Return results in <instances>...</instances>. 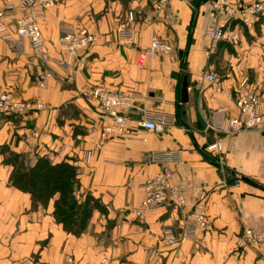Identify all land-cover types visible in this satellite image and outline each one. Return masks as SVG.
I'll return each mask as SVG.
<instances>
[{"label":"crops","instance_id":"crops-1","mask_svg":"<svg viewBox=\"0 0 264 264\" xmlns=\"http://www.w3.org/2000/svg\"><path fill=\"white\" fill-rule=\"evenodd\" d=\"M61 1L41 19L48 60L28 40L0 37V93L46 104L27 115L0 118V264H100L104 257L109 264H264V244H238L245 227L264 232V132L214 129L237 115L235 99L243 81L264 104V18L251 28L239 25V43H221L208 56L206 30L215 14L207 1L216 0H166L159 11L161 0H109L106 10L104 0ZM64 30L96 36L82 53L85 68L64 64L59 48ZM154 35L175 54L141 61L140 52ZM46 70L51 76L40 87L37 77ZM203 70L221 77L223 93L198 82ZM101 84L134 96L141 110H162L171 127L139 134L146 140H110L85 163L95 117L82 91ZM130 114L140 117L141 111ZM217 141L221 153L209 150ZM8 151L22 154L31 165L43 157L77 168L74 196L80 203L88 196L99 202L84 233L76 236L56 221L54 199L35 207L28 192L11 184ZM164 169L183 189L185 206L169 201L137 219L132 210L144 197L143 184ZM200 193L206 195L211 224L187 232ZM167 234L182 241L166 245Z\"/></svg>","mask_w":264,"mask_h":264},{"label":"built area","instance_id":"built-area-1","mask_svg":"<svg viewBox=\"0 0 264 264\" xmlns=\"http://www.w3.org/2000/svg\"><path fill=\"white\" fill-rule=\"evenodd\" d=\"M60 0H6L0 7V37L15 42L28 40L34 52L42 58L49 59L46 52L45 41L41 31V19L44 13ZM166 0H161L157 10H161ZM210 11L215 14V20L206 30L208 48L206 54L210 56L219 48L221 43L237 45L240 35L237 31L239 25L248 28L254 26L257 20L264 18V0L245 3L243 0H216L207 1ZM129 21H134V14H129ZM133 41V35L128 36ZM96 42L94 34L64 30L59 39L60 51L66 55L64 64L69 66L75 62L78 68H85L86 59L82 53ZM174 49L159 35H154L150 46L140 52V59L160 56H174ZM51 76L46 70L37 77L40 87L47 84ZM198 82L210 83L216 92L223 93L222 79L216 73L203 70L198 76ZM241 91L235 99L237 115L225 120L224 125L214 128L223 134H236L254 130L264 132V104L256 89L251 88L247 81L241 83ZM82 96L91 105L94 111L95 122L90 128V141L93 145L84 157L88 162L94 153L101 151L105 144L114 139L134 140L143 139L139 134L147 132H165L172 125V120L162 110L146 111L138 108L136 98L126 95L119 90H113L106 85H94L82 91ZM46 104L42 101L16 99L9 92L0 93V118L27 115L33 111L43 110ZM140 110V117H133L132 110ZM212 127V126H211ZM96 134V135H95ZM209 150L221 153L223 150L220 141L209 146ZM164 157H168L165 155ZM160 157L159 159H162ZM173 172L164 169L147 178L142 188L144 197L132 210L139 220L156 211L161 205L172 202L182 207L186 204L183 189L172 182ZM237 182L236 186H239ZM206 195L200 193L197 209L191 215L187 232L197 229L206 230L211 224L210 216L205 205ZM194 233V232H193ZM182 240L167 234L166 245H176ZM240 247L259 248L264 244V232L245 227L238 240ZM109 258H102L100 264H109Z\"/></svg>","mask_w":264,"mask_h":264},{"label":"trees","instance_id":"trees-1","mask_svg":"<svg viewBox=\"0 0 264 264\" xmlns=\"http://www.w3.org/2000/svg\"><path fill=\"white\" fill-rule=\"evenodd\" d=\"M13 166L10 182L13 186L28 192L33 206L46 204L54 199V216L64 229L76 236L85 232L93 209L99 202L88 196L82 203L74 196L78 184L77 168L69 162L53 164L47 158H40L34 165L22 154L8 151Z\"/></svg>","mask_w":264,"mask_h":264},{"label":"water","instance_id":"water-1","mask_svg":"<svg viewBox=\"0 0 264 264\" xmlns=\"http://www.w3.org/2000/svg\"><path fill=\"white\" fill-rule=\"evenodd\" d=\"M189 100L188 95V77L184 76L182 80V86H181V103L185 104Z\"/></svg>","mask_w":264,"mask_h":264},{"label":"rangeland","instance_id":"rangeland-1","mask_svg":"<svg viewBox=\"0 0 264 264\" xmlns=\"http://www.w3.org/2000/svg\"><path fill=\"white\" fill-rule=\"evenodd\" d=\"M61 1V0H60ZM64 1V0H63ZM63 1H61V2H63ZM104 2H105V10L106 9H108L109 8V6H110V2H109V0H104ZM9 153L5 156V161H9L7 158H9ZM7 157V158H6Z\"/></svg>","mask_w":264,"mask_h":264}]
</instances>
